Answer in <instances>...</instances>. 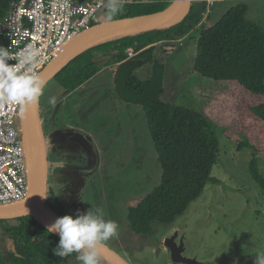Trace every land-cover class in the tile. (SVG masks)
<instances>
[{"label":"rangeland","instance_id":"obj_1","mask_svg":"<svg viewBox=\"0 0 264 264\" xmlns=\"http://www.w3.org/2000/svg\"><path fill=\"white\" fill-rule=\"evenodd\" d=\"M242 1L249 6L247 17L264 28L263 0H216L203 24H214ZM101 20L98 12L96 21ZM199 31L196 26L180 39L163 41L155 59L165 66L162 100L198 111L211 124L219 141L211 176L218 184L207 183L173 223L154 222L148 234L130 230L128 210L160 184L162 168L142 108L115 95L114 66L71 93H64L51 78L41 96L40 117L49 144L45 208L56 218L75 215L77 209H102L105 219L119 224L118 235L105 244L128 264H173L164 242L172 234L182 240L183 256L196 264H253L257 253L264 254V189L250 168L255 160L264 177V120L252 112L264 97L237 82L195 72ZM151 72L148 63L135 76L146 79ZM52 96L55 106L48 103ZM78 128L106 142L104 147L95 145L103 154L98 165L92 150L90 156L83 153ZM78 158L84 159L78 163Z\"/></svg>","mask_w":264,"mask_h":264},{"label":"trees","instance_id":"obj_2","mask_svg":"<svg viewBox=\"0 0 264 264\" xmlns=\"http://www.w3.org/2000/svg\"><path fill=\"white\" fill-rule=\"evenodd\" d=\"M12 0H0V18ZM88 0H78L85 2ZM90 1V0H89ZM171 0L123 3L114 17L149 13ZM206 2L194 0L185 19L165 28L143 30L102 40L85 49L52 77L64 93H71L103 68L114 66V91L125 104L142 108L162 168L161 182L128 210L127 223L136 235L148 234L154 222L171 224L190 203L198 199L207 183L218 184L211 170L219 155L218 138L200 112L162 100L165 66L155 59L157 44L176 40L200 26L194 70L217 81H234L251 93L264 97V28L250 20L249 6L242 1L230 7L219 20L201 23ZM107 20L106 9L100 10ZM129 50L132 55H129ZM151 63L146 79L135 71ZM264 120V101L252 108ZM251 174L264 189V177L256 161ZM3 251L0 264H80L77 253L61 259L52 249L59 236L49 233L32 216L0 219ZM100 264H110L100 254Z\"/></svg>","mask_w":264,"mask_h":264},{"label":"built area","instance_id":"obj_3","mask_svg":"<svg viewBox=\"0 0 264 264\" xmlns=\"http://www.w3.org/2000/svg\"><path fill=\"white\" fill-rule=\"evenodd\" d=\"M149 0H124L134 4ZM206 2L204 23L216 0ZM105 0H12L0 18V47L19 67L18 58L28 45L40 51L39 63L23 66L21 71L38 75L73 36L92 23ZM129 55L132 52L129 50ZM24 108L16 103L0 101V207L23 202L29 192L30 162L24 137Z\"/></svg>","mask_w":264,"mask_h":264},{"label":"water","instance_id":"obj_4","mask_svg":"<svg viewBox=\"0 0 264 264\" xmlns=\"http://www.w3.org/2000/svg\"><path fill=\"white\" fill-rule=\"evenodd\" d=\"M194 0H171L164 8L136 15L116 17L112 20H103L90 24L78 34L73 36L58 52V54L43 68L38 76L47 82L76 55L102 40L120 37L124 34L137 33L143 30L159 29L172 26L186 18ZM110 35V36H109ZM41 100V98H40ZM40 103L24 107V137L30 162L29 192L26 199L16 205L0 207V219H16L32 216L39 224L47 229L54 222V217L44 206L48 195V143L44 133L43 121L40 117ZM34 132V148L30 147V130ZM85 138L82 131H78ZM94 147L93 142H91ZM95 149V147H94ZM46 209L51 218L41 214ZM55 234V233H54ZM57 235V234H56ZM173 234L165 238V245L170 250L173 264H196L194 260L183 256V242L177 244ZM99 254L110 264H128V262L115 250L105 243L100 248Z\"/></svg>","mask_w":264,"mask_h":264},{"label":"clouds","instance_id":"obj_5","mask_svg":"<svg viewBox=\"0 0 264 264\" xmlns=\"http://www.w3.org/2000/svg\"><path fill=\"white\" fill-rule=\"evenodd\" d=\"M124 0H105L107 20H112L123 7ZM40 51L34 45H28L18 58L19 67H12L10 56L4 47H0V101L12 102L24 107L39 103L47 81L38 76L21 71L23 66H35L39 63ZM48 103L55 106V96L48 98ZM119 224L105 219L102 209L76 210V214L57 217L47 226V231L59 236L58 244L52 249L54 255L64 259L77 253L80 264H100V248L118 235ZM253 264H264V254L257 253Z\"/></svg>","mask_w":264,"mask_h":264},{"label":"flooded vegetation","instance_id":"obj_6","mask_svg":"<svg viewBox=\"0 0 264 264\" xmlns=\"http://www.w3.org/2000/svg\"><path fill=\"white\" fill-rule=\"evenodd\" d=\"M76 131V130H75ZM78 134H79V132L78 131H76ZM84 133V132H83ZM80 136H81V145L84 147L83 148V153L86 155L87 154V156H90L89 155V153H88V151H90L91 152V150H92V152L91 153H93L94 154V159L93 160H96V164L98 165V163H99V159H98V152H97V149H96V147H95V145H94V147H95V149H94V147L92 146V144H91V142H93L92 140H91V138L90 137H88V138H85L82 134H79ZM84 135H87V134H85L84 133ZM48 143V142H47ZM94 144V143H93ZM91 147H92V149H91ZM48 149H49V144H48ZM79 159V158H78ZM83 159L84 158H82V159H79V161H77L78 163H81L82 161H83ZM67 161H69V159L67 158L66 159ZM90 163V160H88V164ZM94 163V162H93ZM64 166L65 165H61V167H62V169H64ZM173 235V234H172ZM172 235H169L168 237H171ZM167 238V237H166ZM182 240H180V239H177L176 237H175V242L177 243V244H179V242H181ZM183 247H184V245H183Z\"/></svg>","mask_w":264,"mask_h":264},{"label":"crops","instance_id":"obj_7","mask_svg":"<svg viewBox=\"0 0 264 264\" xmlns=\"http://www.w3.org/2000/svg\"><path fill=\"white\" fill-rule=\"evenodd\" d=\"M263 2H264V0H263ZM162 42H163V41L159 42V43L157 44V46L160 45ZM103 69H106V67L103 68ZM99 72H100V71H99ZM98 74H99V73H97L96 75H98ZM93 77H94V76H93ZM93 77H91V78H93ZM91 78H90V79H91ZM90 79H89V80H90ZM89 80H88V81H89ZM88 81H86L84 84H86ZM84 84H83V85H84ZM83 85H81V86H83ZM81 86H80V87H81ZM115 95H116V94H115ZM48 96H49V95H47V97H48ZM47 97H46V99H47ZM78 130H81V131L84 132V133L86 132V131L83 130L82 128H78ZM86 133H87V132H86ZM86 133H85V134H86ZM87 134H88V133H87ZM87 136L91 138V140L93 141L94 145H97V148H98L99 146H103V147H104L105 144H106L105 141H100V140L97 141L95 138H93V136L91 137L90 134H88ZM98 155H99V158L101 159L102 156H103V154L101 153V150H100V152H98Z\"/></svg>","mask_w":264,"mask_h":264},{"label":"bare ground","instance_id":"obj_8","mask_svg":"<svg viewBox=\"0 0 264 264\" xmlns=\"http://www.w3.org/2000/svg\"><path fill=\"white\" fill-rule=\"evenodd\" d=\"M30 139H31L30 147L32 149V147L34 148V132L32 129L30 130ZM41 214H43V216H46V218H51V215L45 209L41 210Z\"/></svg>","mask_w":264,"mask_h":264}]
</instances>
